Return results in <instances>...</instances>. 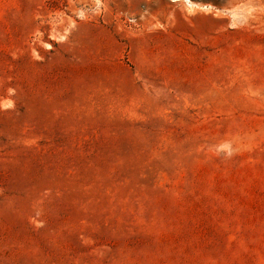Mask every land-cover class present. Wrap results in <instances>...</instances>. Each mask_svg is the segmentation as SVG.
I'll return each instance as SVG.
<instances>
[{
  "label": "rangeland",
  "instance_id": "374dc122",
  "mask_svg": "<svg viewBox=\"0 0 264 264\" xmlns=\"http://www.w3.org/2000/svg\"><path fill=\"white\" fill-rule=\"evenodd\" d=\"M0 264H264V0H0Z\"/></svg>",
  "mask_w": 264,
  "mask_h": 264
}]
</instances>
